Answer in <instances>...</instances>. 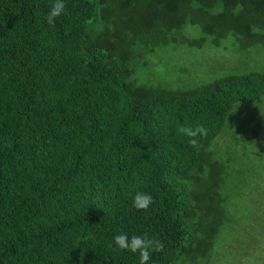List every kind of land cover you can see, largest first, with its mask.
<instances>
[{
  "label": "trees",
  "instance_id": "16d2710c",
  "mask_svg": "<svg viewBox=\"0 0 264 264\" xmlns=\"http://www.w3.org/2000/svg\"><path fill=\"white\" fill-rule=\"evenodd\" d=\"M53 2L0 0V264H140L120 233L156 242L146 264H207L236 220L232 159L212 145L264 97V64L172 88L138 82L136 63L230 34L264 48V0H64L49 24ZM239 194L258 206L246 245L264 235V195Z\"/></svg>",
  "mask_w": 264,
  "mask_h": 264
},
{
  "label": "rangeland",
  "instance_id": "374dc122",
  "mask_svg": "<svg viewBox=\"0 0 264 264\" xmlns=\"http://www.w3.org/2000/svg\"><path fill=\"white\" fill-rule=\"evenodd\" d=\"M197 35H200L199 31ZM263 64L264 48L242 50L230 34L219 47L213 46L208 38L202 47L170 45L154 53H143L136 63L135 77L141 83L185 88L212 81L236 68L260 69ZM228 124L231 129L223 132L212 148L232 159L228 188L236 220L219 234V242L226 244L212 254L207 264H247L249 260L254 263L249 253H261L264 259V235L248 239L246 245L242 242L243 228L256 226L255 230H258L257 222L253 220L258 206L252 197L244 198L239 194L247 185L249 190L258 187L261 196L264 195V97L240 105L229 116Z\"/></svg>",
  "mask_w": 264,
  "mask_h": 264
},
{
  "label": "clouds",
  "instance_id": "9594fccd",
  "mask_svg": "<svg viewBox=\"0 0 264 264\" xmlns=\"http://www.w3.org/2000/svg\"><path fill=\"white\" fill-rule=\"evenodd\" d=\"M65 10L64 0H54L51 4L46 20L53 24L55 18L60 16ZM184 131V129H181ZM153 202V197L149 193L138 192L133 199V206L137 209L146 210ZM115 245L121 250L138 252L140 254V264H146L149 249L155 247L156 242L146 233L142 235L128 236L127 233H120L114 236Z\"/></svg>",
  "mask_w": 264,
  "mask_h": 264
}]
</instances>
